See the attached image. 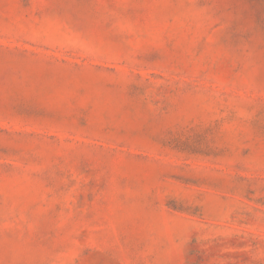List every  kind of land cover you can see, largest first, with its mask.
Instances as JSON below:
<instances>
[{
	"label": "rangeland",
	"instance_id": "374dc122",
	"mask_svg": "<svg viewBox=\"0 0 264 264\" xmlns=\"http://www.w3.org/2000/svg\"><path fill=\"white\" fill-rule=\"evenodd\" d=\"M0 264H264V0H0Z\"/></svg>",
	"mask_w": 264,
	"mask_h": 264
}]
</instances>
